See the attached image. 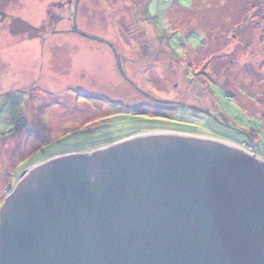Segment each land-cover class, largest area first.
Masks as SVG:
<instances>
[{
	"label": "rangeland",
	"instance_id": "374dc122",
	"mask_svg": "<svg viewBox=\"0 0 264 264\" xmlns=\"http://www.w3.org/2000/svg\"><path fill=\"white\" fill-rule=\"evenodd\" d=\"M174 118L264 161V0H0V205L35 163Z\"/></svg>",
	"mask_w": 264,
	"mask_h": 264
},
{
	"label": "water",
	"instance_id": "95a60500",
	"mask_svg": "<svg viewBox=\"0 0 264 264\" xmlns=\"http://www.w3.org/2000/svg\"><path fill=\"white\" fill-rule=\"evenodd\" d=\"M0 264H264V161L161 131L49 158L0 205Z\"/></svg>",
	"mask_w": 264,
	"mask_h": 264
},
{
	"label": "trees",
	"instance_id": "16d2710c",
	"mask_svg": "<svg viewBox=\"0 0 264 264\" xmlns=\"http://www.w3.org/2000/svg\"><path fill=\"white\" fill-rule=\"evenodd\" d=\"M120 66V65H119ZM120 70L122 71V69L120 68ZM160 120H163V121H165L164 119H160ZM166 122V121H165ZM151 129V128H150ZM154 129H156V130H161V129H170V130H172V131H175V132H181V133H205L206 135H209V136H214L215 138H219V137H217V136H215V135H213V134H209V133H207V132H205L201 127H199V126H197L196 124H194L192 121H189V120H184L183 118H174L172 121H169V123H167L166 122V124H164V125H156V126H153V130ZM141 132V131H140ZM140 132H135V133H132V134H128V135H126V136H124V137H122V138H118V139H114V140H111V141H107V142H103V143H95V144H93V145H91V146H86V147H92V146H99L100 144H109V143H112V142H114V141H117V140H120V139H123V138H126V137H128V136H131V135H134V134H138V133H140ZM221 139V138H220ZM221 140H224V139H221ZM224 141H226V140H224ZM227 142H230V141H227ZM230 143H232V144H234V145H237V146H242V144H249V145H252L253 147H255V153H256V155L257 156H259L258 155V147H257V145L255 144V142L254 141H242V144H240V145H238V144H235V143H233V142H230ZM85 147V148H86ZM85 148H82V149H76V150H73V151H68V152H66V153H64V154H67V153H70V152H78V151H80V150H83V149H85ZM59 155H62V154H59ZM58 156V155H57ZM49 158H51V157H49ZM49 158H45L44 160H41L40 162H42V161H45V160H47V159H49ZM40 162H38V163H40ZM35 164H37V163H35ZM34 165V164H33Z\"/></svg>",
	"mask_w": 264,
	"mask_h": 264
},
{
	"label": "built area",
	"instance_id": "2783aa9c",
	"mask_svg": "<svg viewBox=\"0 0 264 264\" xmlns=\"http://www.w3.org/2000/svg\"><path fill=\"white\" fill-rule=\"evenodd\" d=\"M241 149L247 151L250 154L256 155L255 153V147H253L252 145L249 144H242V146H239ZM257 156V155H256Z\"/></svg>",
	"mask_w": 264,
	"mask_h": 264
},
{
	"label": "bare ground",
	"instance_id": "6f19581e",
	"mask_svg": "<svg viewBox=\"0 0 264 264\" xmlns=\"http://www.w3.org/2000/svg\"><path fill=\"white\" fill-rule=\"evenodd\" d=\"M238 147V146H237Z\"/></svg>",
	"mask_w": 264,
	"mask_h": 264
}]
</instances>
